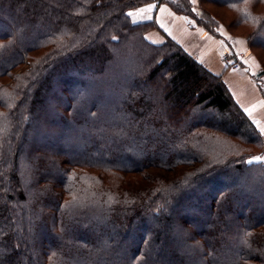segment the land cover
Wrapping results in <instances>:
<instances>
[{
    "label": "trees",
    "instance_id": "obj_1",
    "mask_svg": "<svg viewBox=\"0 0 264 264\" xmlns=\"http://www.w3.org/2000/svg\"><path fill=\"white\" fill-rule=\"evenodd\" d=\"M153 1L0 0V264H264L261 134L127 15ZM158 1L247 37L264 78V0Z\"/></svg>",
    "mask_w": 264,
    "mask_h": 264
},
{
    "label": "crops",
    "instance_id": "obj_2",
    "mask_svg": "<svg viewBox=\"0 0 264 264\" xmlns=\"http://www.w3.org/2000/svg\"><path fill=\"white\" fill-rule=\"evenodd\" d=\"M150 6L152 11L141 13L140 10ZM129 12L133 13L131 18L136 23L148 21L157 23L159 30L147 34L151 42L161 44L167 36L206 69L219 76L237 105L259 131L261 137L264 136V86H262L264 78L255 77L260 64L250 50L247 37L232 36L225 29L219 30L220 37L214 36L204 27L196 26L187 17L175 13L167 4L157 0ZM227 53L240 55L239 69L226 67L223 56Z\"/></svg>",
    "mask_w": 264,
    "mask_h": 264
},
{
    "label": "rangeland",
    "instance_id": "obj_3",
    "mask_svg": "<svg viewBox=\"0 0 264 264\" xmlns=\"http://www.w3.org/2000/svg\"><path fill=\"white\" fill-rule=\"evenodd\" d=\"M195 2L197 4V1L196 0H195ZM206 8L210 12H213V14H215L218 18H220L224 23H226L227 25H229L231 27V31L234 32V34H237V35H247V34H249L251 32V30H252L251 27L248 28V27H237V26H235L236 14L233 11H230V10H228L226 8H223V7L213 6V5H210V4L207 5ZM255 52L258 55V57L261 59V61L263 62V64H264V51L261 50V49H255ZM235 55H236V53H235ZM262 86H264V82L263 81H262ZM47 103H49V102H47ZM47 109H46V111H47ZM47 113H48V111H47ZM59 142H60V137L58 136L57 137V140L54 141L53 143L58 144ZM217 152H218V150H216L215 154ZM79 153H80V151H79ZM248 160H252V159L250 158V159H247V161ZM135 164H138V162H135ZM248 177H249V175H248ZM222 180L225 182V188L226 187H229V188L231 187V183L233 181L232 177H223ZM240 183H241V180H240ZM250 183H251V186L258 185L259 184V182H257V181H250ZM254 199L256 200L255 197H254ZM258 199L259 198H257V200ZM88 237H89V235H87L86 238H88Z\"/></svg>",
    "mask_w": 264,
    "mask_h": 264
},
{
    "label": "built area",
    "instance_id": "obj_4",
    "mask_svg": "<svg viewBox=\"0 0 264 264\" xmlns=\"http://www.w3.org/2000/svg\"><path fill=\"white\" fill-rule=\"evenodd\" d=\"M223 62L229 69H239L241 67V57L240 55H235L234 53H227L223 56ZM263 148L261 158H264V136L262 137Z\"/></svg>",
    "mask_w": 264,
    "mask_h": 264
},
{
    "label": "snow or ice",
    "instance_id": "obj_5",
    "mask_svg": "<svg viewBox=\"0 0 264 264\" xmlns=\"http://www.w3.org/2000/svg\"><path fill=\"white\" fill-rule=\"evenodd\" d=\"M192 2H195V0H192ZM140 11H141V13L144 12V11H149V12H150V11H152V6H150V7L147 8V9H142V10H140ZM127 15L132 16L133 13H132V12H129V13H127ZM0 47H3V46L0 45ZM262 160H264V158L256 157V158H254L253 160H248L247 163H249V164H252V163H254V162H256V163H260ZM248 235L250 236L251 233H249Z\"/></svg>",
    "mask_w": 264,
    "mask_h": 264
},
{
    "label": "water",
    "instance_id": "obj_6",
    "mask_svg": "<svg viewBox=\"0 0 264 264\" xmlns=\"http://www.w3.org/2000/svg\"><path fill=\"white\" fill-rule=\"evenodd\" d=\"M259 76H264V71L259 74Z\"/></svg>",
    "mask_w": 264,
    "mask_h": 264
}]
</instances>
